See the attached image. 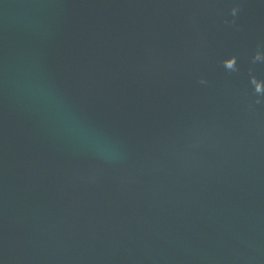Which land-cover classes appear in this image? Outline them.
Instances as JSON below:
<instances>
[{"label":"water","instance_id":"obj_1","mask_svg":"<svg viewBox=\"0 0 264 264\" xmlns=\"http://www.w3.org/2000/svg\"><path fill=\"white\" fill-rule=\"evenodd\" d=\"M0 264H264V0H0Z\"/></svg>","mask_w":264,"mask_h":264}]
</instances>
